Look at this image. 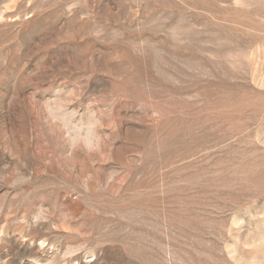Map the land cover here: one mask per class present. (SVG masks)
<instances>
[{"label": "rangeland", "instance_id": "rangeland-1", "mask_svg": "<svg viewBox=\"0 0 264 264\" xmlns=\"http://www.w3.org/2000/svg\"><path fill=\"white\" fill-rule=\"evenodd\" d=\"M0 264H264V0H0Z\"/></svg>", "mask_w": 264, "mask_h": 264}]
</instances>
